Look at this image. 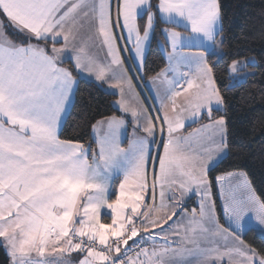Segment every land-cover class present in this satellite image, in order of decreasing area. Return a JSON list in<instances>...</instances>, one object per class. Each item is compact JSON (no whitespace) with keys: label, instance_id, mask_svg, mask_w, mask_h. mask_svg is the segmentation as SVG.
Instances as JSON below:
<instances>
[{"label":"snow or ice","instance_id":"6c2138e0","mask_svg":"<svg viewBox=\"0 0 264 264\" xmlns=\"http://www.w3.org/2000/svg\"><path fill=\"white\" fill-rule=\"evenodd\" d=\"M157 28L169 67L152 77L159 105L150 111L125 99V85L133 91ZM223 32L220 0H0V244L10 264H71L72 252L84 253L77 264H264V250L237 231L248 213L264 225V199L246 173L216 174L230 152L228 122L214 114L224 97L207 51L184 50L193 38L223 45ZM81 76L119 89L122 111L91 125L87 145L60 130ZM189 119L207 123L189 132Z\"/></svg>","mask_w":264,"mask_h":264},{"label":"trees","instance_id":"16d2710c","mask_svg":"<svg viewBox=\"0 0 264 264\" xmlns=\"http://www.w3.org/2000/svg\"><path fill=\"white\" fill-rule=\"evenodd\" d=\"M155 2V0H153ZM223 13L224 43L208 53L217 86L224 97V109L215 115H224L228 122L230 152L218 163L217 175L244 172L257 197L264 199V0H220ZM162 24L161 27H172ZM219 39V38H218ZM165 37L157 28L151 40L145 67L141 75L145 82L167 66L163 48ZM255 58L248 64L252 73L246 80L231 84L229 65L233 60ZM68 67L70 62H64ZM75 100L64 126L62 139L91 143L94 138L91 125L110 116H121L117 108V94L98 83L79 77ZM95 147V145H93ZM217 214L226 224L221 196L214 190ZM106 221V218H104ZM242 239L257 250H264V237L254 226L240 230ZM0 264H10L5 247L0 244Z\"/></svg>","mask_w":264,"mask_h":264},{"label":"crops","instance_id":"0c3cea01","mask_svg":"<svg viewBox=\"0 0 264 264\" xmlns=\"http://www.w3.org/2000/svg\"><path fill=\"white\" fill-rule=\"evenodd\" d=\"M177 19H179V18H177ZM167 24H171V23H167ZM175 30L181 32L182 35H184L185 37H187V36L190 34L189 31H186V30H185V27H184V23H183V22H181L179 26H176V27H175ZM193 35H194V34H193ZM150 43H151V42H150ZM184 44H185V46H186L185 49H184L185 51H188V50H192V51H196V50H206L207 53H209V52H212V51H216V50H217V47H216V46H213L210 42L204 40L202 37H201V38H193V39H191V40H187V39H186V40L184 41ZM57 46L59 47L60 45H57ZM149 46H150V44L148 45V47H147V49H146V52H145V59H146V55H147V52H148ZM163 50H164L165 55H166V57H167V53L170 51V48L166 45V46L163 48ZM94 51H95V50H94ZM99 55H100L101 57H103L104 52H103V51H99ZM123 55H124V56H128L129 53H128L127 51H125V52H123ZM167 61H168V60H167ZM65 62H68V60L65 59ZM125 63H126L127 65H131V64L134 63V61H133L132 59H127V60L125 61ZM63 66L68 67V66L65 65V64H64ZM168 67H169V64L167 63V66H166L162 71H164V70L167 69ZM181 70H182V71H188V69H186V68H182ZM134 72H135V69H131V70H130V74H131V73H134ZM141 75H142V74H141ZM141 75H139V76H137V75H133V91H132V92H129L127 85H125V99H128V100H129V103L132 104L133 106H135V105L137 104V102H139L140 104H142V102H141L142 99H141V97H139V93H138V88H139V86L141 85V81H142ZM173 75H174L173 73H169V79H172V78H173ZM81 77L91 80V79H90L89 77H87V76H81ZM176 78L179 79V77H176ZM150 82H152V78L149 79V80L147 81V83H150ZM197 82H198V81H197ZM181 83H184V82L181 81ZM185 86H186V85H185ZM103 87L106 88L107 90L112 91V92H114V93L117 94V100H116V101H118V100L120 99V96H119V89L110 88V87H108L107 85H103ZM136 94H138V101H137V99L134 98ZM142 98H143V97H142ZM74 100H75V95H74L73 98H72V104L69 106V112H70V110H71V108H72V105H73V103H74ZM116 106H117V108L119 109V107H118L117 104H116ZM119 110H120V109H119ZM120 111H121V110H120ZM121 112H122V111H121ZM67 117H68V115H65V116H64V118H63V120H62V122H61L60 130H62V127L64 126V123H65ZM124 118H125L126 121H128V123L126 124L125 128H124V129L122 130V132H121V143H122L123 146L127 147V146H128V142L132 139V134H133V127H134V125H133V123H132V121H131L130 113L127 114V115H125ZM92 135H93V138L95 139V134L93 133V131H92ZM119 179H120V174L117 173V174L114 176V182L117 181V180H119ZM142 210H143V209H142ZM161 215H163V213H161ZM104 218H106V221L104 220ZM101 220H102V222H104V223H110V222H111L110 219H109L108 217H106V216L103 215V213H102ZM164 227L167 228V225H164ZM157 231H158V230H157ZM131 244H132V241L129 240V245H131ZM122 251H123V248H122ZM70 256H71V258H72L73 260H75V262H76V264H77V262L83 258L84 253L74 252V253H72ZM132 258H135V255L132 256Z\"/></svg>","mask_w":264,"mask_h":264},{"label":"rangeland","instance_id":"374dc122","mask_svg":"<svg viewBox=\"0 0 264 264\" xmlns=\"http://www.w3.org/2000/svg\"><path fill=\"white\" fill-rule=\"evenodd\" d=\"M240 61L242 62V65H244V63L246 62V66H241L238 69L237 73H232L230 71L231 72L230 73V75H231V82L230 83L231 84L240 83V82L246 80L247 76L250 73L253 72L248 67V64L255 63L256 59L253 57V58H250L248 60H240ZM147 81H145V82L141 81V85L138 88L139 97H141V99H142L141 102H142L143 105L149 106V110L150 111H155V108L154 107H151V106L152 105H157V106L159 105V100L158 99H154V97L156 95V88L158 87V82H157V85H154L152 82L147 83ZM182 100H183V96L180 97V98H177V103L178 104L181 103ZM223 109H224V106H223ZM205 123H207L206 120H201V121H198V122H193L191 119H189V120L186 121L187 131L193 132L196 128H201L203 126V124H205ZM254 194H255V192H254ZM221 200H222V206H223V199L221 198ZM198 201H199V197L198 196L190 197L186 201V207L189 210L195 209V208L198 207ZM225 220H226V224H227L228 221H227L226 216H225ZM169 223H171V221H169ZM251 226H254L257 229V231L259 232V234H261L264 237V225H261L257 221L254 213H248V214H246L245 219L242 222V228H238L237 231L244 230V229L246 230V229H248ZM134 239H139V236L136 237V238H134ZM149 245H150V242H149ZM72 253H74V252H72ZM72 253L66 254L64 258L67 259V260H69L71 262V264H76L75 260H73L71 258V256H70Z\"/></svg>","mask_w":264,"mask_h":264},{"label":"built area","instance_id":"2783aa9c","mask_svg":"<svg viewBox=\"0 0 264 264\" xmlns=\"http://www.w3.org/2000/svg\"><path fill=\"white\" fill-rule=\"evenodd\" d=\"M144 246H146V247H150L149 244H146V245H144ZM136 251H138V247H135V248L131 249V250L128 252V256H129V257L134 256V255L136 254Z\"/></svg>","mask_w":264,"mask_h":264}]
</instances>
